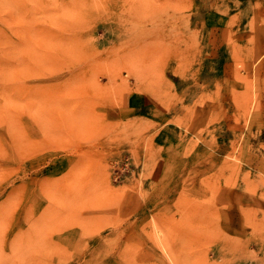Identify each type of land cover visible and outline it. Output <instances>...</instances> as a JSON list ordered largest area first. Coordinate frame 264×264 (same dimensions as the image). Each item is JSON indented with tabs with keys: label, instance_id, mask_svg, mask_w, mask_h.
<instances>
[{
	"label": "rangeland",
	"instance_id": "obj_1",
	"mask_svg": "<svg viewBox=\"0 0 264 264\" xmlns=\"http://www.w3.org/2000/svg\"><path fill=\"white\" fill-rule=\"evenodd\" d=\"M0 264H264V0H0Z\"/></svg>",
	"mask_w": 264,
	"mask_h": 264
},
{
	"label": "bare ground",
	"instance_id": "obj_2",
	"mask_svg": "<svg viewBox=\"0 0 264 264\" xmlns=\"http://www.w3.org/2000/svg\"><path fill=\"white\" fill-rule=\"evenodd\" d=\"M162 246H163V244H162ZM163 247H164V246H163ZM164 248H165V247H164ZM164 248H163V249H164ZM166 253H167V250H166ZM167 254H168V253H167ZM168 256H170L171 259L173 258L171 254H170V255L168 254ZM173 262H174V261H173Z\"/></svg>",
	"mask_w": 264,
	"mask_h": 264
}]
</instances>
